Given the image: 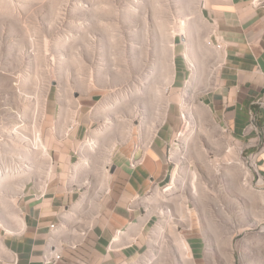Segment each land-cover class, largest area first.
Segmentation results:
<instances>
[{
  "label": "rangeland",
  "instance_id": "374dc122",
  "mask_svg": "<svg viewBox=\"0 0 264 264\" xmlns=\"http://www.w3.org/2000/svg\"><path fill=\"white\" fill-rule=\"evenodd\" d=\"M180 28L190 70L175 106L167 47ZM209 35L200 0H0V229L15 219L13 203L47 180L45 106L88 84L102 91L103 116L79 148L86 177L75 220L91 219L115 147L130 137L143 145L172 119L171 174L142 199L146 245L130 264H196L190 235L202 241L201 264H264V182L199 101L217 74Z\"/></svg>",
  "mask_w": 264,
  "mask_h": 264
},
{
  "label": "crops",
  "instance_id": "0c3cea01",
  "mask_svg": "<svg viewBox=\"0 0 264 264\" xmlns=\"http://www.w3.org/2000/svg\"><path fill=\"white\" fill-rule=\"evenodd\" d=\"M251 1L260 6V0H200V15L214 41L210 55L218 62L214 85L199 101L248 153L264 150V131L258 135L257 128L264 123V106L257 103L264 96V10L253 7ZM182 33L180 28L167 47L175 106L181 79L190 70ZM85 86L67 104L50 100L45 106L48 133L54 135L47 141L49 173L39 190H28L13 203L15 219L0 229V246L5 250L0 264H42L51 250L60 253L54 264H130L146 245L149 219L142 199L170 177L168 151L176 128L168 119L143 145L134 137L119 143L114 170L91 219L78 223L74 206L86 177L79 148L103 116L102 91ZM252 120L256 125H250L246 133ZM135 159L139 162L132 166ZM257 164L264 180V154ZM186 241L196 264H201V239L190 235Z\"/></svg>",
  "mask_w": 264,
  "mask_h": 264
},
{
  "label": "built area",
  "instance_id": "2783aa9c",
  "mask_svg": "<svg viewBox=\"0 0 264 264\" xmlns=\"http://www.w3.org/2000/svg\"><path fill=\"white\" fill-rule=\"evenodd\" d=\"M251 4H252V6H253V1H251ZM253 7H255V8H262V9L264 10V4H262V0H260V6H253ZM257 103H258L259 105H261V106H264V96H263L262 98L258 99V100H257ZM250 125H256V124L253 122V120L250 121L248 127H247L246 130H245L246 133L250 130ZM257 128H258V135H261V132L264 131V123L262 124L261 127H258V126H257ZM262 154H264V150H261V152H252V153H248V155H247L248 159L251 161L249 171H250V173H252L253 176H257L256 181H257V182H261V183H263L264 180H262V176H261V174H260V169L258 168V164H257V162H258V158H259ZM138 162H139V159H138V160L135 159V160H134V163H131V164H132V166H133V165H135V164L138 163ZM38 190H39V188H38ZM55 247H59V246H55V244H54V248H55ZM64 249H65V248H62L63 251H64ZM75 249H76V248H75ZM51 253H52V252H51ZM62 258H63V257H62ZM42 264H48V263H47V259H42Z\"/></svg>",
  "mask_w": 264,
  "mask_h": 264
},
{
  "label": "bare ground",
  "instance_id": "6f19581e",
  "mask_svg": "<svg viewBox=\"0 0 264 264\" xmlns=\"http://www.w3.org/2000/svg\"><path fill=\"white\" fill-rule=\"evenodd\" d=\"M59 257H60V253L59 252H54V250H51V251L48 252V254L45 257V259H47V263L54 264L59 259Z\"/></svg>",
  "mask_w": 264,
  "mask_h": 264
},
{
  "label": "water",
  "instance_id": "95a60500",
  "mask_svg": "<svg viewBox=\"0 0 264 264\" xmlns=\"http://www.w3.org/2000/svg\"><path fill=\"white\" fill-rule=\"evenodd\" d=\"M114 170V166L112 165L111 167H110V171H113Z\"/></svg>",
  "mask_w": 264,
  "mask_h": 264
}]
</instances>
